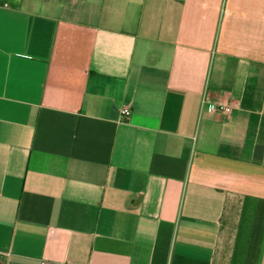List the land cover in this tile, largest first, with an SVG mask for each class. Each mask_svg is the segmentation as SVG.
I'll return each instance as SVG.
<instances>
[{
	"label": "crops",
	"instance_id": "obj_1",
	"mask_svg": "<svg viewBox=\"0 0 264 264\" xmlns=\"http://www.w3.org/2000/svg\"><path fill=\"white\" fill-rule=\"evenodd\" d=\"M0 252L264 264V0H0Z\"/></svg>",
	"mask_w": 264,
	"mask_h": 264
},
{
	"label": "built area",
	"instance_id": "obj_2",
	"mask_svg": "<svg viewBox=\"0 0 264 264\" xmlns=\"http://www.w3.org/2000/svg\"><path fill=\"white\" fill-rule=\"evenodd\" d=\"M208 101V96H204L203 97V105L207 104ZM233 108L230 105H223V104H215L214 105V111L215 113H222V114H226L229 115L232 112ZM122 115L125 117H129L131 115V109L126 107L122 110ZM9 254L7 253H2L0 252V261H3L4 258L8 257ZM60 264H70V263H60Z\"/></svg>",
	"mask_w": 264,
	"mask_h": 264
}]
</instances>
